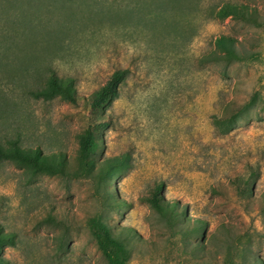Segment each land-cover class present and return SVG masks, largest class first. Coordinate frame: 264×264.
Here are the masks:
<instances>
[{"label":"rangeland","instance_id":"1","mask_svg":"<svg viewBox=\"0 0 264 264\" xmlns=\"http://www.w3.org/2000/svg\"><path fill=\"white\" fill-rule=\"evenodd\" d=\"M180 1L153 14L127 0H36L21 23L7 21L0 144L63 154L66 172L0 161V227L13 234L5 264H108L104 230L125 243L124 264H264V0ZM224 3L253 15L220 18ZM120 69L96 157L125 156L114 180L76 160L82 106L31 93L55 73L88 97ZM237 112L230 130L216 122ZM249 166L255 183L244 195L232 179ZM157 183L184 211L146 201Z\"/></svg>","mask_w":264,"mask_h":264},{"label":"trees","instance_id":"2","mask_svg":"<svg viewBox=\"0 0 264 264\" xmlns=\"http://www.w3.org/2000/svg\"><path fill=\"white\" fill-rule=\"evenodd\" d=\"M133 2L132 7L140 8L141 6H151L156 12L153 14H160L164 11L161 9L173 8L174 6L181 5L180 0L167 5L166 3L171 0H127ZM36 0H0V20L5 27L0 29L2 37L7 36V21L22 22V11L27 7L29 9L38 6ZM26 8V9H27ZM20 10L18 14L16 11ZM24 12V11H23ZM220 18H227L231 16H240L243 18L252 17V13L248 12L245 7L237 6L234 4L224 3L217 10L216 14ZM3 16L5 20L2 21ZM10 18V19H8ZM216 47L224 50L223 56L228 60L235 59L233 43L222 38L215 39ZM212 55H215L214 53ZM211 55V57H212ZM210 60L208 54L203 57ZM126 70H116L109 79L98 90L93 92L88 97H81L76 93L71 78H63L51 73L45 85L32 92L34 98H41L44 100L53 97H60L65 102L72 105H81L83 111L86 113L87 124L83 131L78 135V148L76 152V160L78 164L86 169L88 172H94L99 176L107 177L109 179H116L118 172L127 166L128 160L125 156H114L105 159H97L100 149V131L107 125V117L104 115V110L111 101L116 98L118 88L124 81ZM239 114H231L228 117H222L216 122L221 127H226L230 130ZM12 161L13 163L28 168L32 173H44L48 175H62L66 172V157L63 154L51 153L44 154L38 148H27L19 146L16 141L10 140L4 145L0 144V161ZM248 173L246 176H237L232 179V182L240 187V193L247 195L255 183V169L252 166L247 167ZM163 184L157 183L145 196L148 201L157 210H170V211H184L183 207H178L176 202H165L161 195L163 193ZM169 204V205H167ZM97 238L102 248V252L106 254L108 264H124L123 257L126 253L125 243L116 241L108 236L107 231L97 233ZM13 243V234L5 232L0 227V254L3 248ZM4 258L0 255V264H5Z\"/></svg>","mask_w":264,"mask_h":264}]
</instances>
